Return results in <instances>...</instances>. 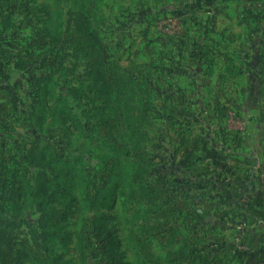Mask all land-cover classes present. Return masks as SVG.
Segmentation results:
<instances>
[{"label": "rangeland", "instance_id": "rangeland-1", "mask_svg": "<svg viewBox=\"0 0 264 264\" xmlns=\"http://www.w3.org/2000/svg\"><path fill=\"white\" fill-rule=\"evenodd\" d=\"M92 1L101 46L92 40L99 48L85 58L76 51V46L84 49L86 37L75 14L87 0H0V264H135L124 229L123 190L102 164L100 129L91 130L98 122L91 107L105 112L113 95L106 96L102 84L94 87L88 94L93 104L85 101L83 110L72 111L82 122L77 126L55 121L56 112L67 108L65 90L47 89L44 101L37 84L47 77L64 88L78 83L87 62L100 53L103 74L131 80L125 91L136 90L140 103L149 104L147 180L160 187V169L173 154L172 144L160 136V68L167 61L171 66L160 43L172 40L174 27L184 21L179 12L188 9L189 0ZM101 116L111 119L108 126L118 122L113 111ZM214 131L211 138L219 135ZM233 140L224 147L240 151ZM84 188L93 210L82 200ZM197 201L195 210L203 212L205 223H216L225 211L214 202ZM211 227L200 223L190 230L181 222L175 244L172 238L164 247L153 240L155 257L162 264H195L186 256L189 249L181 248L190 247V239L183 243L190 234L204 236L205 229L208 241L192 246L196 253L215 264H264V256L244 254L251 250L242 228L219 233Z\"/></svg>", "mask_w": 264, "mask_h": 264}, {"label": "crops", "instance_id": "crops-1", "mask_svg": "<svg viewBox=\"0 0 264 264\" xmlns=\"http://www.w3.org/2000/svg\"><path fill=\"white\" fill-rule=\"evenodd\" d=\"M179 15L172 40L160 43L171 59L160 68V136L172 144L173 175L224 208L222 233L242 228L244 254L261 258L264 0H189ZM232 140L240 151L224 147ZM247 203L254 210L244 215Z\"/></svg>", "mask_w": 264, "mask_h": 264}, {"label": "trees", "instance_id": "trees-1", "mask_svg": "<svg viewBox=\"0 0 264 264\" xmlns=\"http://www.w3.org/2000/svg\"><path fill=\"white\" fill-rule=\"evenodd\" d=\"M95 6L92 0H87L78 7L76 21L79 30L86 37L84 40V49L81 51L80 46H76V51L79 55L88 58L92 56V51L96 52L101 46L100 38L97 35V20L94 15ZM98 40L99 44H93L92 40ZM92 54V55H91ZM103 62L101 54L97 53V59L94 62H87L85 76L78 83H71L60 87L54 78L47 77L44 83L39 82L37 88L45 94L44 101L47 99V89L65 90V106L66 109L58 110L55 115V121L63 120L74 125H82L81 120H77L76 115L72 111L83 110L86 106L85 101L93 104L88 99V94L91 93L94 87L98 84L104 85V94L106 96L113 95V101L104 104L105 112H102L100 107H91V110L96 114L98 122L91 127L92 131H101L103 136L102 142V164H104L114 180H117L122 188L121 207L124 216V229L126 231V240L131 247V251L135 257V264H162L155 257L152 250L153 240L160 242L161 246H166L168 239L172 238L174 244L178 238L174 237L177 225L183 222V225L188 224L190 230L198 228L201 223L204 226L210 224L211 231H216L219 228V233L226 228V223L220 221L218 223H205L206 216L201 211H196L198 204L197 200H203L200 195L191 194L187 191L186 186L188 181L182 178L174 177L173 162L171 160L167 167L160 169V187L157 182L147 180V153L144 148L147 140V134L144 132L148 125L149 104L146 107L140 103L136 90L128 93L131 80L124 79V76H117L113 80L108 79L106 74H103ZM19 68V65H17ZM90 70V71H89ZM43 85V87H42ZM86 86L87 91L84 89ZM113 111L116 113L118 122L114 126L111 125V119H103L101 114ZM101 113V114H98ZM87 124V123H86ZM88 125V124H87ZM107 126L111 131L102 132V127ZM83 128V126H82ZM81 128V129H82ZM113 128L117 130L112 131ZM107 141L106 139H109ZM97 139V137H95ZM101 139V137L99 138ZM149 178V177H148ZM83 182L84 179H82ZM168 182L170 186L164 187L162 183ZM160 197V201L158 198ZM82 200L89 204V210L94 209V205L89 201L87 189H83ZM182 200V202L180 201ZM182 204V206H181ZM189 206L187 219L182 221L184 209ZM254 208L249 203L243 205L245 214H251ZM130 214L131 218H128ZM198 216L199 219H196ZM196 223V225H194ZM204 236L192 233L185 239L183 243L190 241V247L183 246L181 252L189 249L186 255L193 263L198 264H215L207 257L196 253L192 246L201 242H207L205 229L201 231ZM181 236V235H180ZM179 240V239H178ZM182 242L178 243V247ZM178 254V253H175ZM185 256V255H184Z\"/></svg>", "mask_w": 264, "mask_h": 264}]
</instances>
